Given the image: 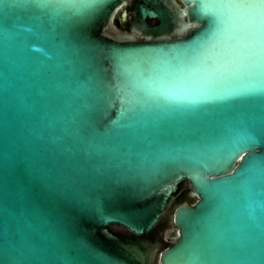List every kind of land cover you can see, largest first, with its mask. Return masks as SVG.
<instances>
[{
	"label": "water",
	"instance_id": "obj_1",
	"mask_svg": "<svg viewBox=\"0 0 264 264\" xmlns=\"http://www.w3.org/2000/svg\"><path fill=\"white\" fill-rule=\"evenodd\" d=\"M157 256L264 264V0H0V264Z\"/></svg>",
	"mask_w": 264,
	"mask_h": 264
},
{
	"label": "rangeland",
	"instance_id": "obj_2",
	"mask_svg": "<svg viewBox=\"0 0 264 264\" xmlns=\"http://www.w3.org/2000/svg\"><path fill=\"white\" fill-rule=\"evenodd\" d=\"M122 25H123V27L128 28V22L127 21L123 22ZM185 190H188V189L185 188ZM188 192H189V190H188ZM178 195H179V193H177V195H176V202L179 201ZM167 222H168V219L156 231H154L152 233V235L154 237L153 241L151 240L150 237H147V236L139 237V238H137V241L139 243H141V244H153V243H155L157 241L156 243H160L163 247H167L169 245V243L165 242L164 241V237L162 236L164 234V230H165V227L167 225ZM117 231L121 232L123 235H127L129 237H132V236L120 231V230H117ZM157 257H158V259H157V261H155L154 264H159V262H158L159 261V256H157Z\"/></svg>",
	"mask_w": 264,
	"mask_h": 264
},
{
	"label": "trees",
	"instance_id": "obj_3",
	"mask_svg": "<svg viewBox=\"0 0 264 264\" xmlns=\"http://www.w3.org/2000/svg\"><path fill=\"white\" fill-rule=\"evenodd\" d=\"M178 193H179V195H178L179 201H187V200H189V198H188V190L180 189ZM147 237H150L152 241L154 240V237H153L152 234L148 235ZM122 239L127 240V241H132V242H136L137 241L136 237H133V236L129 237L127 235H124L122 237Z\"/></svg>",
	"mask_w": 264,
	"mask_h": 264
},
{
	"label": "flooded vegetation",
	"instance_id": "obj_4",
	"mask_svg": "<svg viewBox=\"0 0 264 264\" xmlns=\"http://www.w3.org/2000/svg\"><path fill=\"white\" fill-rule=\"evenodd\" d=\"M113 232L116 234V235H118L120 238H122L124 235L121 233V232H119V231H117V230H113ZM137 243H139L138 241H137ZM140 244V243H139Z\"/></svg>",
	"mask_w": 264,
	"mask_h": 264
},
{
	"label": "bare ground",
	"instance_id": "obj_5",
	"mask_svg": "<svg viewBox=\"0 0 264 264\" xmlns=\"http://www.w3.org/2000/svg\"><path fill=\"white\" fill-rule=\"evenodd\" d=\"M158 257L155 258V260L153 261L155 263V261H157Z\"/></svg>",
	"mask_w": 264,
	"mask_h": 264
}]
</instances>
